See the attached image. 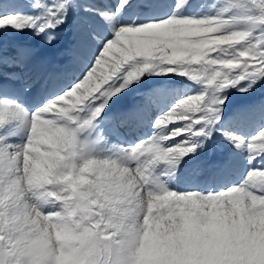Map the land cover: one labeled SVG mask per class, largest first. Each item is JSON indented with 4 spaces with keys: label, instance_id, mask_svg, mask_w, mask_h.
I'll return each mask as SVG.
<instances>
[{
    "label": "snow or ice",
    "instance_id": "6c2138e0",
    "mask_svg": "<svg viewBox=\"0 0 264 264\" xmlns=\"http://www.w3.org/2000/svg\"><path fill=\"white\" fill-rule=\"evenodd\" d=\"M193 6L22 0L5 12L0 4V33L29 30L55 47L62 26L73 32L60 53L66 62L51 71L35 47L9 50L0 40V264H264V127L245 137L223 119L229 89L253 96L264 81V0L220 10L251 13L243 29L223 14L185 15ZM171 72L200 90L165 104L158 98L167 82L136 88L145 74ZM18 87L37 96L32 110ZM251 113L264 119V97L237 118ZM106 120L117 136L147 124L152 134L102 148ZM214 133L244 154L239 183L215 193L170 190L166 179Z\"/></svg>",
    "mask_w": 264,
    "mask_h": 264
},
{
    "label": "rangeland",
    "instance_id": "374dc122",
    "mask_svg": "<svg viewBox=\"0 0 264 264\" xmlns=\"http://www.w3.org/2000/svg\"><path fill=\"white\" fill-rule=\"evenodd\" d=\"M0 1L8 2L11 5L14 3L22 2V0H0ZM230 2H234V0H193V4H194L193 8L187 11L185 15H194L197 17H204V16H215L218 14H223L225 18L231 17L232 20L235 21L231 25L232 27L241 28V29L249 27V24L247 22V16L251 15V13H244L243 11H240L237 9H234L233 11L228 12V13L220 12V10L227 3H230ZM213 5H215V7H213ZM25 11L29 15L36 14L30 8L25 9ZM60 33L61 34L55 44V47H51V46L45 47L42 45V37L38 39V46L36 45L33 46L38 50V56H45L46 53L55 54L54 56L56 57V61L67 60L66 57L60 56V53L66 48L70 47L73 42V32H72L71 25L67 24L65 26H62L60 29ZM33 38L34 36L29 30H25V32L23 33H17L9 29L6 32L0 33V40L3 41L5 47L9 50H11L16 44L18 43L26 44L25 42H28L32 40ZM35 39L36 37L34 38V40ZM28 46H31V45H28ZM46 56H49V55H46ZM104 70L107 71V66H105ZM169 77H171V79H169ZM141 80H142L141 85L136 86L138 91H147L153 88H159L163 86L161 82H167V84L169 85L165 86L166 90L162 98H166V96H168L167 94H169L173 90L172 89L173 87H175V90H177V92H176V95L172 99H178L182 96L191 94V92L199 91L201 87L200 85L192 84L186 77H182L178 75V73L176 72L167 73L166 75L145 74L141 78ZM185 85H187V87H185ZM170 88H171V91H169ZM81 91H84V89H81ZM260 97H264V81L260 82V85L255 90L253 96H248L247 94L242 95L235 89H229L228 100L225 102L227 107L224 110V118H223L224 123L228 124L232 129H235L236 131H238L240 134L244 135L245 137L255 135L259 131L260 128L264 127V119H262L260 115L257 113L247 114L240 118H237V114L239 110L242 108V106L249 103L254 98H260ZM133 98L134 97L131 94L127 97H122V99L119 100L117 104L112 106V110L109 113V115L111 116L114 113H117V112H120L126 109L127 107L126 105L129 103V101L133 100ZM172 99L167 98L164 101V103ZM8 127L14 128L15 125L9 124ZM100 127L104 129L103 135L106 137V140H107L106 143L103 141L101 142L102 148H110L114 144L122 146V147H130L133 144H135L138 139L145 138L152 134L151 125L145 129L142 136H139V135L140 133L143 132V130H141L142 131L141 132L140 128H138L139 133H138V130H137V133L139 137L136 136L131 142L121 143L117 139L116 135L113 134L112 132V129H113L112 123L106 120L103 124L100 125ZM119 131H122V133L125 132L124 129L123 130L119 129ZM9 142L20 143L21 140L19 136H11L9 138ZM237 154H239L240 156H238ZM226 156L228 157V159L226 158ZM214 158H216L218 162H220L221 160L225 161L224 163L221 162L222 164L220 163L221 165L225 164L222 166L225 172H227V168L230 167V170H234L235 172L239 174L241 173L240 175H238L239 177L234 178L233 180H226V181L221 182L220 181L221 173H219L220 166L218 165V163L212 166L215 170L214 169L211 170L209 168L210 166L209 163L212 160H215ZM230 164L231 166H229ZM226 166L228 167L226 168ZM161 168H163V165H161ZM246 168H247V165L244 159V154H241L232 145L228 144V142L224 140L223 136L220 133H214L213 140L205 141L203 147L197 149L196 154H194L191 158L189 157L184 158V161L181 162L179 169L175 172L174 178L166 179L162 177L161 179H166L168 188L180 194L192 193V192L215 193V192H218L225 184L239 183L240 179L243 176V173L246 171ZM159 171L160 169L158 168L157 172ZM213 175L215 177L214 182L216 180L217 181L215 182V184L211 185V182L209 180L211 181L213 180L211 178V176L213 177ZM194 179L198 180L197 181L199 182L198 186L200 187L189 188V189L186 187H179L180 185L193 182Z\"/></svg>",
    "mask_w": 264,
    "mask_h": 264
},
{
    "label": "bare ground",
    "instance_id": "6f19581e",
    "mask_svg": "<svg viewBox=\"0 0 264 264\" xmlns=\"http://www.w3.org/2000/svg\"><path fill=\"white\" fill-rule=\"evenodd\" d=\"M0 4H2L3 5V10L6 12V11H8V10H10L11 8H13L16 4H18V3H14V4H9L8 2H5V1H0ZM54 52V51H53ZM49 53V52H48ZM46 55H48L47 53H46ZM55 55V54H54ZM169 84H166V86H168ZM171 86V85H170ZM169 86V87H170ZM172 88V87H171ZM171 88H170V90L169 91H171ZM173 90L169 93V94H167L168 96H166V98H162V97H159V101L161 102V103H164V101L167 99V98H170V99H172L175 95H176V92H177V90H175V87H173L172 88ZM165 90H166V88H165ZM168 90V89H167ZM31 97H32V99H31ZM28 98V99H27ZM27 98H25V102L23 103V105L25 106V107H27V108H29V107H33L34 106V104L36 103V100H37V96L36 95H34V94H28L27 95ZM132 102V101H131ZM130 102V103H131ZM168 101H166L165 102V104L167 103ZM124 103V102H123ZM26 105H28V106H26ZM123 106H125V105H123ZM127 106V105H126ZM112 110V109H111ZM106 125V124H105ZM148 126H150V124H147V125H144V126H141V127H135V126H133L132 128H130V129H125L126 131H127V133H126V140H128L129 141V139H131V137L132 136H134V132L136 131L137 132V130H138V128H143V132L142 133H140V135L139 136H141L143 133H144V131H145V129L148 127ZM110 129H111V127H110ZM123 130V129H122ZM112 133V132H111ZM136 136V135H135ZM138 136V137H139ZM133 138V137H132ZM238 156H240L239 154H237ZM226 158L228 159V157L226 156ZM225 158V159H226ZM230 158V157H229ZM241 160V159H240ZM216 162H218V161H216V159L215 160H212L210 163H209V168L211 169V170H213L214 168L212 167L213 165H215V164H217ZM221 162H225V161H223V160H221L220 162H218V165L220 166V172L219 173H221V179H220V181L222 182V181H226V180H233L234 178H238L239 176L238 175H240L239 173H237V172H235L234 170H230V167H228V166H226V168H227V172H225V170H223V165H225V164H223V165H221L222 163ZM221 163V164H220ZM227 163V162H226ZM236 164V163H235ZM241 165V164H240ZM229 166H231V164L229 165ZM243 167V166H242ZM237 169V168H236ZM244 169V168H243ZM215 170V169H214ZM217 170V169H216ZM238 171V170H237ZM213 174V173H212ZM211 174V175H212ZM211 178L213 179L212 181L211 180H209L210 182H211V185L212 184H215V182L217 181H215L214 182V180H215V177H214V175H213V177L211 176ZM207 179V178H206ZM210 179V178H209ZM198 180H195L194 179V181L193 182H189V183H186V184H184V185H180L179 187H186V188H197V187H200V186H198V183L199 182H197ZM210 185V186H211Z\"/></svg>",
    "mask_w": 264,
    "mask_h": 264
},
{
    "label": "clouds",
    "instance_id": "9594fccd",
    "mask_svg": "<svg viewBox=\"0 0 264 264\" xmlns=\"http://www.w3.org/2000/svg\"><path fill=\"white\" fill-rule=\"evenodd\" d=\"M3 203V200L2 199H0V204H2Z\"/></svg>",
    "mask_w": 264,
    "mask_h": 264
}]
</instances>
